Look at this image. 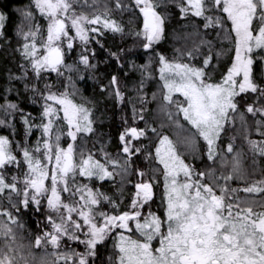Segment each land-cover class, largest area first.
Wrapping results in <instances>:
<instances>
[{"label": "snow or ice", "instance_id": "obj_1", "mask_svg": "<svg viewBox=\"0 0 264 264\" xmlns=\"http://www.w3.org/2000/svg\"><path fill=\"white\" fill-rule=\"evenodd\" d=\"M0 60V264H264V0H24Z\"/></svg>", "mask_w": 264, "mask_h": 264}, {"label": "trees", "instance_id": "obj_2", "mask_svg": "<svg viewBox=\"0 0 264 264\" xmlns=\"http://www.w3.org/2000/svg\"><path fill=\"white\" fill-rule=\"evenodd\" d=\"M23 2L24 0H0V7L5 8V9L14 8L22 4ZM10 15H12L13 19H15L14 13H10ZM130 40L131 38H127L124 42H121L118 37L114 39L108 38L107 47L114 48L116 44L130 43ZM107 47L105 49H100L97 46V59L99 60V65H98L99 71L97 75L103 78L104 82H107L108 73L112 72L113 70L117 68V65L113 63L112 60H108V63H105V60L108 59ZM165 47L171 50L170 43L166 44ZM144 60H147V57H144ZM138 62H144V61H138ZM3 67H4L3 61L0 60V75H3ZM81 88L85 92V94L88 96H93V95L99 96L100 95L99 89L97 87V83L96 81L92 79H89L86 85L81 84ZM107 104H108L109 109L111 110V101H108ZM109 115H111V111L109 112ZM119 125H120V118H119V111L117 109L115 117L105 121V131L112 132L113 137H115V134H116L117 129L119 128ZM168 131L171 135H173L174 138L178 134V131L177 130L175 131L174 128ZM25 219H28V218L25 217ZM37 251L39 250L37 249Z\"/></svg>", "mask_w": 264, "mask_h": 264}, {"label": "rangeland", "instance_id": "obj_3", "mask_svg": "<svg viewBox=\"0 0 264 264\" xmlns=\"http://www.w3.org/2000/svg\"><path fill=\"white\" fill-rule=\"evenodd\" d=\"M174 130L176 131L177 129L174 128Z\"/></svg>", "mask_w": 264, "mask_h": 264}]
</instances>
